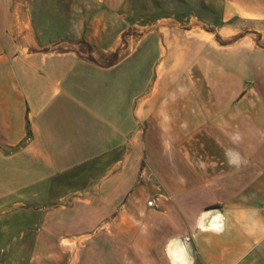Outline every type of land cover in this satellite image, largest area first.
Listing matches in <instances>:
<instances>
[{
	"label": "crops",
	"instance_id": "0c3cea01",
	"mask_svg": "<svg viewBox=\"0 0 264 264\" xmlns=\"http://www.w3.org/2000/svg\"><path fill=\"white\" fill-rule=\"evenodd\" d=\"M109 1L0 0V264H264V46L100 63L130 26Z\"/></svg>",
	"mask_w": 264,
	"mask_h": 264
},
{
	"label": "rangeland",
	"instance_id": "374dc122",
	"mask_svg": "<svg viewBox=\"0 0 264 264\" xmlns=\"http://www.w3.org/2000/svg\"><path fill=\"white\" fill-rule=\"evenodd\" d=\"M218 0H110L116 11L126 14L129 27L115 51H95L97 61H117L132 54L140 36L158 35L163 45L172 40L182 45L187 40L211 41L216 47L242 44L264 46V19L233 16L222 21L218 15ZM158 38V39H159ZM78 53L87 56L88 46L81 44ZM182 49L179 48V51ZM160 47L153 48L156 59ZM169 52H167V55ZM165 55V54H164Z\"/></svg>",
	"mask_w": 264,
	"mask_h": 264
},
{
	"label": "built area",
	"instance_id": "2783aa9c",
	"mask_svg": "<svg viewBox=\"0 0 264 264\" xmlns=\"http://www.w3.org/2000/svg\"><path fill=\"white\" fill-rule=\"evenodd\" d=\"M148 205H153V200L148 201Z\"/></svg>",
	"mask_w": 264,
	"mask_h": 264
}]
</instances>
